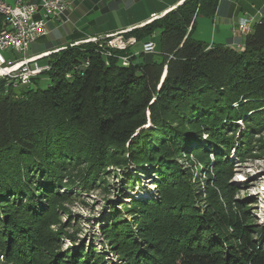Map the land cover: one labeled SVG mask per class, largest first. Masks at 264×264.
Here are the masks:
<instances>
[{
    "label": "trees",
    "instance_id": "1",
    "mask_svg": "<svg viewBox=\"0 0 264 264\" xmlns=\"http://www.w3.org/2000/svg\"><path fill=\"white\" fill-rule=\"evenodd\" d=\"M219 2L185 0L125 33L142 42L160 31L154 53L110 56L99 41H73L42 50H55L38 60L49 69L20 90L0 80V264H114L93 245L61 250V238L75 239L53 228V202L109 167L134 187L132 166L153 170L156 192L133 201L131 222L111 208L103 230L118 264H264V229L228 182L232 152L247 158L264 131V13L242 50L210 45L194 36L196 19ZM5 21L0 13V32ZM181 154L208 173L198 185Z\"/></svg>",
    "mask_w": 264,
    "mask_h": 264
},
{
    "label": "rangeland",
    "instance_id": "2",
    "mask_svg": "<svg viewBox=\"0 0 264 264\" xmlns=\"http://www.w3.org/2000/svg\"><path fill=\"white\" fill-rule=\"evenodd\" d=\"M74 7H76V4H74ZM88 12V8L80 6L76 13L72 12L69 22L58 26V28L48 24L47 35L32 43L27 55L67 42L69 38L76 35V31L94 33L99 21L95 19V13ZM200 27L208 35L212 33L211 23L209 26L201 25ZM159 33L160 31H156L154 39L152 37L149 39L157 41ZM226 34H228V31H226ZM217 40V44L225 41L223 39H220L222 40L220 41L219 38ZM11 55L14 59L23 57L22 53L11 52ZM45 61L41 60L39 64L42 65ZM49 81L48 77H42L40 87L46 88ZM20 88L15 89L20 90ZM252 144V150H250L251 152L247 158L239 159L232 152L231 158L234 160L235 167L228 177V182L230 195L243 204L248 211L247 215L250 223L264 229V131L253 137ZM175 159L178 166L190 175L191 182L196 185L208 174L201 171L200 163L196 157L181 154ZM128 171L132 173L134 187L129 186L128 188L126 186L124 170L120 171L118 168L109 167L104 175L105 179L102 182L92 184L89 190H80L78 187L62 188L63 193H69L64 198L55 199L53 202L54 217L58 222L53 228L55 230L63 228L75 239L74 242L68 236L61 238L58 244L62 251L77 246L88 248L93 245L113 259L112 263H119L117 257L111 251V241L104 235L103 230L104 225L112 216L111 208L114 206L120 210L124 218L131 222L133 210L128 209L132 206L133 201L156 192L154 184L156 176L153 170L144 171L141 167L132 166ZM143 171L144 173H142ZM202 183L204 182L200 184ZM202 203V206L206 209L212 202L203 197ZM202 203L200 202V205Z\"/></svg>",
    "mask_w": 264,
    "mask_h": 264
},
{
    "label": "built area",
    "instance_id": "3",
    "mask_svg": "<svg viewBox=\"0 0 264 264\" xmlns=\"http://www.w3.org/2000/svg\"><path fill=\"white\" fill-rule=\"evenodd\" d=\"M71 3L72 0H0V7L6 9V16H8L6 34L0 38V77L8 79L7 85L28 84L24 83V76L37 75L49 69L48 65H40L38 60L51 52L33 56H28L27 53L32 43L47 35V25L50 22L68 21L67 13ZM263 13L264 11L259 12L260 18ZM157 17L158 15H154V18ZM255 21L253 16H247L234 24L232 30L234 33L240 31L247 34ZM125 33L126 31H119L102 38L92 37L84 41H99L104 54L111 55L113 50H125L137 43L134 36L126 37ZM156 49L154 40L142 43V50L146 53H154ZM11 52L22 53L23 57L14 59ZM122 60L128 64L129 56H122Z\"/></svg>",
    "mask_w": 264,
    "mask_h": 264
},
{
    "label": "crops",
    "instance_id": "4",
    "mask_svg": "<svg viewBox=\"0 0 264 264\" xmlns=\"http://www.w3.org/2000/svg\"><path fill=\"white\" fill-rule=\"evenodd\" d=\"M184 1L185 0H72L67 13V22L71 20L72 12L76 13L80 6H85L89 10L88 13H95L94 17L99 21V25L94 33L76 31L74 37L69 38L67 42L59 45L73 41L81 42L85 40L84 38H102L108 34L119 31H131L134 28L141 27L154 20V15H158L157 18L160 16L162 17L169 11L177 8ZM74 4H76V7H74ZM261 11H264V0H220L217 11L213 17L203 15L197 17L194 36L210 45L217 44L216 41H218L217 39L219 38V40L223 39L225 41L218 42V44L232 46L239 44L243 47L245 45L246 35L240 31L234 33L232 27L247 16H253L254 19L258 21L260 19L259 12ZM65 23L52 21L49 24L58 28V26ZM210 23L212 24L213 30L212 33L208 35L200 26H209ZM226 31H228V34H226ZM130 48L137 53L142 50V42H137ZM53 51L55 50L52 49L45 52ZM40 52L41 51L28 56L38 55ZM44 65L46 66V63L42 66Z\"/></svg>",
    "mask_w": 264,
    "mask_h": 264
},
{
    "label": "bare ground",
    "instance_id": "5",
    "mask_svg": "<svg viewBox=\"0 0 264 264\" xmlns=\"http://www.w3.org/2000/svg\"><path fill=\"white\" fill-rule=\"evenodd\" d=\"M0 13L5 17V20H6L4 27H3V29L0 32V38H1L2 36H5L6 31H7L8 16H6V9L5 8L0 7ZM33 76H36V74H28V75L24 76V83H29Z\"/></svg>",
    "mask_w": 264,
    "mask_h": 264
},
{
    "label": "water",
    "instance_id": "6",
    "mask_svg": "<svg viewBox=\"0 0 264 264\" xmlns=\"http://www.w3.org/2000/svg\"><path fill=\"white\" fill-rule=\"evenodd\" d=\"M251 31V30H250ZM249 31V32H250ZM248 32V33H249ZM237 33V32H236ZM247 33V34H248ZM246 35V34H245ZM232 46V45H231ZM233 48H235V49H237V50H242L243 48H244V46L242 47L241 45H239V44H235V46H232ZM43 56H46V55H43ZM43 56H41V57H43ZM39 62V61H38ZM166 75H167V67H165V70H164V72H163V75H162V78H161V84H162V82L164 81V79H165V77H166ZM0 80H5L6 81V85H7V83H8V79H6V78H3V77H0ZM160 84V85H161ZM13 85V84H12ZM20 86V85H19ZM19 86H14V87H19ZM150 126V120H149V124L147 125V127H149Z\"/></svg>",
    "mask_w": 264,
    "mask_h": 264
}]
</instances>
